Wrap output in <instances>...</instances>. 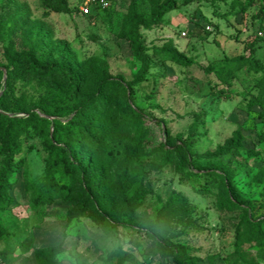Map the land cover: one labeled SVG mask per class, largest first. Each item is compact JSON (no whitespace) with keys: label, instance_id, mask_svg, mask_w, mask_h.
Wrapping results in <instances>:
<instances>
[{"label":"rangeland","instance_id":"rangeland-1","mask_svg":"<svg viewBox=\"0 0 264 264\" xmlns=\"http://www.w3.org/2000/svg\"><path fill=\"white\" fill-rule=\"evenodd\" d=\"M172 1L175 9L164 15L163 23L142 31L150 69L135 92V104L147 118L154 143L162 139L161 127L165 125L172 138L192 137L204 171L219 163L241 166L242 172L234 178L235 187L250 208V220L264 221V142L257 141L262 125L256 118L258 110L247 109L250 96L255 94L256 77L245 68L239 71L231 79L227 100L217 92L216 88L223 86L211 72L224 59L242 55L244 42L255 36L261 39L255 44V59L264 69L261 21L252 18L257 6H250L248 0ZM69 3L77 10L43 17L38 0H0V64L16 54L34 51L43 59L78 69L85 59L97 56L107 62L111 75L131 80L139 63L122 37V25L133 10L149 15L150 6L142 0H109V9L90 8L83 13L80 0ZM169 42L191 61L189 66L165 61L153 52ZM238 135L241 149L234 152L231 145ZM247 150L257 155L249 158ZM21 156L22 166L15 169L9 193L12 202L0 214V264H35L36 249L62 240L64 251L56 264H117L116 255L109 259V253L118 243L127 249L130 241L138 245L124 264L172 263L173 258L164 257L144 234L117 226L115 216L99 209L102 197L96 192L78 198L80 203L86 200L87 207L82 210L75 202L35 206L28 186L43 176L45 154L39 140L25 138ZM89 173L94 174L92 170ZM147 177L151 192L137 210L139 215L152 218L171 193L188 201L185 215L169 219L161 244L166 253L182 246L191 264H229L230 260L264 264V248L243 236V212L219 210L215 197L195 192L196 188H207L218 195L216 177L186 180L172 165L148 172Z\"/></svg>","mask_w":264,"mask_h":264},{"label":"trees","instance_id":"trees-1","mask_svg":"<svg viewBox=\"0 0 264 264\" xmlns=\"http://www.w3.org/2000/svg\"><path fill=\"white\" fill-rule=\"evenodd\" d=\"M38 1L43 17L77 10L71 7L69 0ZM142 1L150 6L149 15L133 10L122 25V37L128 42L134 60L139 63L129 81L119 75H111L107 62L97 56L85 59L78 69L43 59L34 51L16 54L0 64V214L12 202L9 193L15 169L22 166L23 140L34 137L39 140L45 154L43 176L28 186L30 200L35 206L55 201L75 202L82 210L87 207L86 200L80 203L78 198L84 199V193L91 195L96 192L102 197L99 209L115 216L117 226L144 234L164 257L173 258L171 264H191L182 246L166 253L161 245L164 232L169 229V219L185 215L188 210L184 196L171 193L152 218L137 213L151 192L147 173L172 165L186 180L208 175L216 177L220 185L218 195L214 196L207 188H196L195 192L215 197L219 210L242 211L240 225L244 229L243 236L247 235L248 240L264 248V221L250 220V208L234 184V178L242 172L241 166L219 163L204 171L198 164L192 137L183 140L181 135H177L172 138L165 125L161 127L162 139L155 143L151 140L147 118L135 104V92L150 69L142 31L160 26L164 15L175 9V3L172 0ZM248 2L250 6H257L252 18L261 21L259 31L264 34V0ZM259 40L257 36L246 40L242 55L224 59L211 72L223 86L216 88L217 92L227 100L230 99L231 79L239 71L245 68L256 77L253 85L255 94L250 96L247 109L258 110L256 118L262 130L257 141L263 143L264 69L255 59V44ZM153 52L180 66L191 64L170 42ZM231 149L234 152L241 149L239 135ZM246 155L252 158L257 153L247 150ZM152 158L157 160L150 162ZM91 170L94 172L92 175L89 173ZM88 216L93 218L94 215L89 213ZM112 228L116 230V226ZM2 233L0 226V236ZM137 245L130 241L125 249L118 243L109 253V259L115 254L117 264H124ZM63 251V240L54 246L38 248L33 252L34 263L56 264L57 256ZM1 257L5 259L4 252ZM229 264L237 262L230 260Z\"/></svg>","mask_w":264,"mask_h":264},{"label":"built area","instance_id":"built-area-1","mask_svg":"<svg viewBox=\"0 0 264 264\" xmlns=\"http://www.w3.org/2000/svg\"><path fill=\"white\" fill-rule=\"evenodd\" d=\"M90 8L105 10L109 8V0H83L79 10L83 13H87Z\"/></svg>","mask_w":264,"mask_h":264}]
</instances>
